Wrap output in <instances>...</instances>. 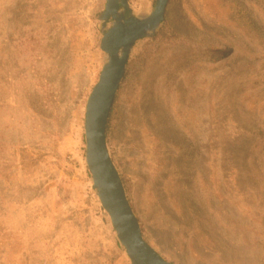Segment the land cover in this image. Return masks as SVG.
<instances>
[{
    "label": "rangeland",
    "instance_id": "rangeland-1",
    "mask_svg": "<svg viewBox=\"0 0 264 264\" xmlns=\"http://www.w3.org/2000/svg\"><path fill=\"white\" fill-rule=\"evenodd\" d=\"M105 5L0 0V264H131L85 160ZM114 99L144 241L172 264H264V0H169Z\"/></svg>",
    "mask_w": 264,
    "mask_h": 264
},
{
    "label": "water",
    "instance_id": "water-1",
    "mask_svg": "<svg viewBox=\"0 0 264 264\" xmlns=\"http://www.w3.org/2000/svg\"><path fill=\"white\" fill-rule=\"evenodd\" d=\"M168 2L155 0L153 11L145 18H138L132 14L128 0H106L99 19L103 35L100 48L107 60L86 105L85 160L93 189L109 215L117 239L131 264L172 263L164 260L142 237L138 220L108 153L106 127L132 48L136 41L156 33L164 20ZM108 23L111 24L109 28Z\"/></svg>",
    "mask_w": 264,
    "mask_h": 264
},
{
    "label": "trees",
    "instance_id": "trees-1",
    "mask_svg": "<svg viewBox=\"0 0 264 264\" xmlns=\"http://www.w3.org/2000/svg\"><path fill=\"white\" fill-rule=\"evenodd\" d=\"M119 88H120V86H119ZM119 88H118V89H119ZM114 100H115V99H114ZM113 102H114V101H113ZM106 130H107V128H106Z\"/></svg>",
    "mask_w": 264,
    "mask_h": 264
},
{
    "label": "flooded vegetation",
    "instance_id": "flooded-vegetation-1",
    "mask_svg": "<svg viewBox=\"0 0 264 264\" xmlns=\"http://www.w3.org/2000/svg\"><path fill=\"white\" fill-rule=\"evenodd\" d=\"M126 15H127V13H126Z\"/></svg>",
    "mask_w": 264,
    "mask_h": 264
}]
</instances>
